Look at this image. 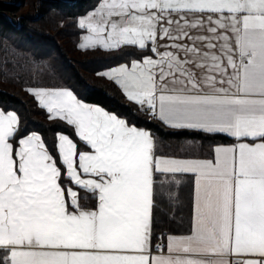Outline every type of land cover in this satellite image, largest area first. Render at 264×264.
<instances>
[{
    "label": "snow or ice",
    "instance_id": "1",
    "mask_svg": "<svg viewBox=\"0 0 264 264\" xmlns=\"http://www.w3.org/2000/svg\"><path fill=\"white\" fill-rule=\"evenodd\" d=\"M77 26L79 49L133 57L96 74L144 123L26 83L71 131L50 146L0 108V264H264V0H98ZM185 186L189 227L166 232Z\"/></svg>",
    "mask_w": 264,
    "mask_h": 264
},
{
    "label": "trees",
    "instance_id": "2",
    "mask_svg": "<svg viewBox=\"0 0 264 264\" xmlns=\"http://www.w3.org/2000/svg\"><path fill=\"white\" fill-rule=\"evenodd\" d=\"M6 1H0V108L17 111L27 131L41 132L50 146L56 142V132L71 135V131L63 121L49 119L46 110L38 107L25 91L26 83L69 87L88 103L144 123L141 115L133 116L122 90L96 74L130 62L133 57L126 52L83 51L78 47L83 30L78 28L77 18L93 9L98 0H26L23 6L17 5V0ZM23 7L25 12L21 11ZM147 126L162 138L164 151L179 154L188 147L183 143L184 138L170 136V130L158 121H148ZM207 143L204 141L201 148L197 138L195 150L207 151ZM182 196L175 198L172 205H167L165 198L158 209L162 230L176 233L178 227H183V221L187 220L183 211L185 206L190 207L189 190Z\"/></svg>",
    "mask_w": 264,
    "mask_h": 264
},
{
    "label": "crops",
    "instance_id": "3",
    "mask_svg": "<svg viewBox=\"0 0 264 264\" xmlns=\"http://www.w3.org/2000/svg\"><path fill=\"white\" fill-rule=\"evenodd\" d=\"M82 34H84V32L82 33ZM81 37V36H80ZM80 42V41H79ZM197 145V144H196ZM195 145V146H196ZM194 146V147H195ZM201 151V150H200ZM207 151H205L204 153H206ZM186 189H188L189 190V194H190V189H189V187H181L180 189H179V195H181V199H182V194H183V192L186 190ZM175 199V198H174ZM171 200V201H169L168 200V202L166 203L167 205H169L170 203H171V205L172 204H175V200ZM163 204L165 203V199L163 200V202H162ZM182 206H184V203H182ZM185 210L186 211H183V217H187V220H184L183 221V227H178L180 230L179 231H176V233H180V232H184V231H186L187 229H188V227H189V218H190V212H191V205H190V207L189 208H187V206H185ZM185 219V218H184ZM186 221V224H184V222ZM182 224V223H181ZM181 224H179V225H181Z\"/></svg>",
    "mask_w": 264,
    "mask_h": 264
},
{
    "label": "rangeland",
    "instance_id": "4",
    "mask_svg": "<svg viewBox=\"0 0 264 264\" xmlns=\"http://www.w3.org/2000/svg\"><path fill=\"white\" fill-rule=\"evenodd\" d=\"M0 1L7 2L6 0H0ZM25 2H26V0H17L16 4L19 5V6H23L25 4ZM34 5H36L35 2H34ZM21 11L25 12L26 11V7H23ZM194 150H195V147H194ZM195 151H200V150H195Z\"/></svg>",
    "mask_w": 264,
    "mask_h": 264
}]
</instances>
